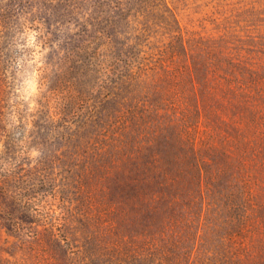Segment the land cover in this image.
<instances>
[{"label": "rangeland", "instance_id": "rangeland-1", "mask_svg": "<svg viewBox=\"0 0 264 264\" xmlns=\"http://www.w3.org/2000/svg\"><path fill=\"white\" fill-rule=\"evenodd\" d=\"M129 1L126 8H110L92 6V0H0V171L12 168L13 176L2 180L24 193L20 206L8 200L20 208V227L3 214L11 208L0 212V264H98L113 218L131 244L163 229L166 213L148 197L152 188L132 200L127 192L133 189L120 180L126 186L116 191L114 178L125 175L128 159L114 155L135 147L145 156L165 135L174 139L183 131L179 112L153 106L163 102L156 84L162 64L171 62L173 49L183 52L182 39L230 44L264 68V0ZM99 29L113 37L99 53L107 66L119 56L131 58L118 69L145 73L125 79L120 128L117 97L107 96L113 82H103L108 70L94 58L99 39L91 40ZM192 58L198 60L196 50ZM185 113L201 129L218 125L216 112ZM119 133L122 143L114 140ZM25 200L28 208L21 205ZM185 221L178 219L181 232Z\"/></svg>", "mask_w": 264, "mask_h": 264}, {"label": "trees", "instance_id": "trees-1", "mask_svg": "<svg viewBox=\"0 0 264 264\" xmlns=\"http://www.w3.org/2000/svg\"><path fill=\"white\" fill-rule=\"evenodd\" d=\"M151 2L159 4L157 0ZM129 3L92 0L91 5L126 8ZM142 8L140 4L139 11ZM104 10L101 8L99 14ZM102 18L113 22L109 16ZM104 37L108 42L101 39ZM98 39L94 58L104 66L106 59L99 53L113 37L107 29H99L91 43ZM217 41L204 36L182 39L183 52L173 49L171 62L162 64L163 76L156 84L164 90L160 93L163 102L153 106L179 112L175 119L183 131L174 139L165 135L145 156H138L141 148L134 152L135 147L114 155L115 160L121 156L128 159L125 175L114 178L116 191L126 186L120 180H126L133 189L127 192L132 200L141 190H154L148 197L166 213L163 229L155 232H159V238L154 234L141 244H131L121 223L113 218L97 250L98 264H264V68L235 54L230 44ZM169 47L171 50L172 44ZM193 50L196 62L189 60ZM119 61L132 63L131 58L120 56L109 60L103 82H113L107 96L117 97L114 116L124 124L118 102L125 97V79L139 80L145 73L132 68L122 72ZM192 109L216 112L218 125L206 124L204 129L198 123L193 125L185 113ZM122 135L116 134L114 140L122 143ZM11 176L10 167L0 171V191L4 195L0 212L11 208L3 214L12 226L20 227V208L15 209L8 200L20 206L24 193L10 180L3 182ZM148 183L151 186L145 187ZM29 204V200L21 203L24 208ZM182 216L186 218L183 232L178 224Z\"/></svg>", "mask_w": 264, "mask_h": 264}]
</instances>
